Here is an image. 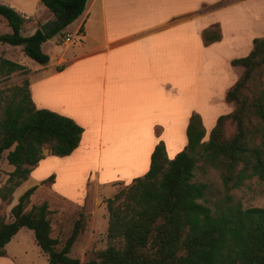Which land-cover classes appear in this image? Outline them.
<instances>
[{
	"label": "trees",
	"instance_id": "1",
	"mask_svg": "<svg viewBox=\"0 0 264 264\" xmlns=\"http://www.w3.org/2000/svg\"><path fill=\"white\" fill-rule=\"evenodd\" d=\"M89 1L41 0L53 19L68 7L73 11L51 34L37 28L29 36L22 34L25 17L0 4V16L12 28V33L0 35V43L23 46L26 56L47 64L50 56L43 44L77 20ZM229 3L220 0L207 8ZM202 35L205 45L220 41V24L205 28ZM231 63L243 68L226 93L234 109L217 118L208 140L203 118L194 112L187 126V144L172 159L163 140L155 146L149 170L108 200L110 244L106 248L96 250L87 261L70 256L83 230V218L76 220L72 234L58 248L48 202L27 210L35 185L19 197L10 215L0 211V257L6 256L12 238L28 228L49 264H264V208L243 206L235 193L252 179L264 182V37L255 38L252 51ZM2 64L6 75L28 71L6 58ZM29 85L26 81L16 88L0 120V161L7 151L6 159L13 166L0 188V200L7 205H12L16 189L46 157L45 149L55 156H69L84 132L73 118L37 108ZM208 169L218 173L223 186L220 193L196 178L197 170Z\"/></svg>",
	"mask_w": 264,
	"mask_h": 264
},
{
	"label": "crops",
	"instance_id": "2",
	"mask_svg": "<svg viewBox=\"0 0 264 264\" xmlns=\"http://www.w3.org/2000/svg\"><path fill=\"white\" fill-rule=\"evenodd\" d=\"M219 1L90 0L85 12L68 26L70 42L64 41L66 36L56 35L43 44V50L50 56L47 64H33L23 46L6 43L4 50L8 53L4 58L23 65L21 60L26 59L30 77L33 72L43 73L40 81L32 82L31 78L29 81L34 104L69 116L84 128L80 145L71 156L85 162L96 161L101 170L104 167L103 172H96L100 185L120 179L115 167L130 175L126 180L132 181L139 175L135 173L149 170L152 153L161 140L172 159L180 149L170 156L168 141L179 131L187 139L194 105L187 115L179 99L184 93L186 71L193 78L200 76L201 52L214 48L228 52L225 58L236 74L225 89L227 93L243 73L235 68L240 66L232 65V60L248 55L254 48V39L264 37V28L257 31L255 25L264 23V16L258 18L252 13L253 6L261 0H232L220 8L205 10ZM0 4L25 17L22 26L25 36L53 20L41 0H0ZM179 13L188 15L183 17ZM239 13L243 14L241 18ZM216 23L221 26L222 39L205 45L203 30ZM1 24L9 26L2 16ZM186 46H196V52H186ZM15 49L19 50L18 55L10 52ZM225 99L218 98L214 103L227 106ZM196 110L201 115L200 109ZM220 113L224 112H217L208 122L207 116H201L213 126ZM157 127L162 128L159 135ZM92 148L98 153L87 160L80 152ZM23 229L6 245L7 254L0 257V263L12 257L10 246Z\"/></svg>",
	"mask_w": 264,
	"mask_h": 264
},
{
	"label": "rangeland",
	"instance_id": "3",
	"mask_svg": "<svg viewBox=\"0 0 264 264\" xmlns=\"http://www.w3.org/2000/svg\"><path fill=\"white\" fill-rule=\"evenodd\" d=\"M208 9L209 8H206L205 10ZM252 13L255 16L257 15L258 18L261 17V14L264 16V0L259 1L258 4L253 6ZM179 15L184 17L188 15V13H179ZM242 15V13H239L238 18H241ZM252 18L256 19L254 17ZM262 24L264 23L255 22V25H258L256 27L257 31L264 28ZM68 26L61 30L59 37L69 34L70 30ZM7 33H12L11 27L1 24L0 35ZM22 34L27 35L26 32H22ZM78 39L80 38H76L75 41H78ZM189 50L196 52V46H186V52ZM10 52L13 55L19 54L18 49ZM6 53L8 52L4 50V43H0V120L3 117L7 100L16 88L23 86L26 81H30V78L32 82H38L43 77V73L41 72H33L30 77V70H17L6 75L2 64V59H4V54ZM227 54V51L215 50V48L209 49L208 51L203 50V52H201L202 70L200 76L197 77L195 75V78H193L192 74L186 71L184 93L179 99L184 105L185 114L188 115L191 105H194L192 114L194 112L198 113L196 109L199 108L201 115L208 117V119L206 118L208 122L209 120L212 121L217 112L222 110L224 112L222 114H225L234 109V103L226 101V104H228L227 106H225L224 103L220 106L217 102L214 103L218 98L225 99V89L227 85L234 80L233 78L236 74V71L232 69L233 67L230 66L231 64L229 65V61L225 58ZM21 61L25 66H29L26 59H22ZM32 62L33 64H39L36 61ZM60 65H62V63ZM31 67L34 68V65L31 64ZM235 68L243 70L241 67ZM193 81L195 85H192ZM192 97L193 100H191ZM222 114L220 113V115ZM203 121L207 128L205 140H208V132L211 131L214 125L210 126L205 120ZM161 129V127L156 128L157 135H159ZM232 130L233 128H230V131ZM186 140V135L183 136L181 131H179L173 140L168 141L169 155H174L179 149L182 151L186 146ZM44 153L45 156L50 155V157L45 158V161L34 169V173L30 176L29 180L25 181L19 187L20 189L17 190L16 195H14L15 200L12 205L2 203L0 200V211L10 215L11 208L18 203L19 196L30 188L27 186L35 182H40L36 184L38 187L31 197L27 210H30L34 205H40L45 201L48 202L50 209L49 217L53 227L52 235L59 240L58 248L63 247L72 234L76 220L83 218V230L74 243L70 256L80 258L82 261H87L93 257L96 250L104 249L110 244L108 238V200L114 198L118 192L132 183L126 180V177L130 175L123 174V172L115 167L114 172L116 176H120V179L109 185H100L96 172L98 170L103 172L104 167H102L101 170L99 164L91 160V158L95 157L98 153V150L94 148L80 152L87 160H91L86 162L85 160L81 161L79 158H76V156L74 158V155L64 157L52 155L48 149H45ZM6 155L7 151L0 161V188L6 182L9 172L13 170V166L8 163ZM135 174H139L136 176L139 177L143 176L145 173L142 174L139 172ZM52 176L53 178L50 179ZM196 178L209 182L216 193H220L223 189L221 179L214 169H208L207 171L197 170ZM235 193L243 206H258L264 208V182L252 179ZM78 199H80V201ZM118 202L119 201L116 203ZM17 236L18 237H16L9 249V253L12 257L4 259L0 264H48L47 256L41 252L40 248L35 243L32 230L24 228ZM112 243L119 245L118 241H113Z\"/></svg>",
	"mask_w": 264,
	"mask_h": 264
},
{
	"label": "water",
	"instance_id": "4",
	"mask_svg": "<svg viewBox=\"0 0 264 264\" xmlns=\"http://www.w3.org/2000/svg\"><path fill=\"white\" fill-rule=\"evenodd\" d=\"M72 11L73 8L68 7L61 17L54 18L53 20H50L40 25V30L46 35L51 34L66 23V21L70 18Z\"/></svg>",
	"mask_w": 264,
	"mask_h": 264
},
{
	"label": "built area",
	"instance_id": "5",
	"mask_svg": "<svg viewBox=\"0 0 264 264\" xmlns=\"http://www.w3.org/2000/svg\"><path fill=\"white\" fill-rule=\"evenodd\" d=\"M71 39H72V36L68 34V35L65 37L64 41L70 42Z\"/></svg>",
	"mask_w": 264,
	"mask_h": 264
}]
</instances>
